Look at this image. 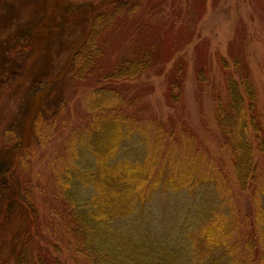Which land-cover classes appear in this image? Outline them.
<instances>
[{"label":"rangeland","instance_id":"rangeland-1","mask_svg":"<svg viewBox=\"0 0 264 264\" xmlns=\"http://www.w3.org/2000/svg\"><path fill=\"white\" fill-rule=\"evenodd\" d=\"M88 1L103 10L109 0L82 2ZM153 3L157 7L152 11L146 9L145 3L128 22L127 18L122 19L125 20L120 31L111 32L114 33L101 57V66L109 70L126 58L134 46L135 29L147 22L151 23L148 38L152 36L157 42L155 66L130 79L109 83L96 71L83 79L63 77V66L69 62L68 55L75 44L72 40H59L58 31L48 35L51 40L40 43L41 38L25 45L26 40L30 42L28 36L34 25L48 13L49 0H0V264H15L8 250L15 246L13 238L17 240L28 225L29 212L23 200L34 201L30 214L38 220L41 245L49 246V264L54 259L62 264H77L79 257L69 246L65 220L55 217L62 194L60 179L74 162L81 173L97 170L96 157L84 153L76 139L92 132L98 120H110L113 113L112 117L127 118L149 139L148 150L138 133L124 139L115 161H136L150 152L155 155V172L167 169L173 162L178 168L189 166L197 176L189 179H195L190 190L156 191L130 218L115 220L118 234L122 226L126 235L138 243L146 241L135 236L137 225L147 229V233L152 229L157 236L163 233L164 242H155L153 247L158 250L167 243L168 250L160 255L164 263L185 264L187 240L181 232L185 226L190 231L189 239L209 225L208 219L213 220L215 212L221 210L215 194L220 189V203L222 208L229 204L227 219L233 229L226 238L231 245L227 250L229 257L225 258L228 254L224 250L218 254L225 255L228 263L234 259L246 262L253 253L264 256L261 209L254 201L253 191L238 187L230 146L233 134L227 135V129L220 125L215 103L216 97L227 100V83L231 79L248 75L255 91L245 97L255 112L254 125L249 129L257 167L254 187H262L264 156L256 143L260 140L257 136L264 138V0ZM81 6L85 8L87 3ZM82 33L80 28L79 34ZM199 70L202 73L198 75ZM97 87L119 90L124 104L101 112L91 110V93ZM76 147L84 154L77 155ZM110 162L114 163L113 159ZM215 179L224 180L227 190L216 183L218 189L209 188L207 184ZM83 183V195L91 197L94 185L88 178ZM205 212L212 218L206 219ZM9 235L12 244L7 239ZM48 240H54L58 249ZM136 248L133 252L139 257L149 252ZM117 254L122 258V249Z\"/></svg>","mask_w":264,"mask_h":264},{"label":"trees","instance_id":"trees-1","mask_svg":"<svg viewBox=\"0 0 264 264\" xmlns=\"http://www.w3.org/2000/svg\"><path fill=\"white\" fill-rule=\"evenodd\" d=\"M82 1L49 0L48 13L34 25L31 34L28 36L30 42L26 40L25 45L34 44L32 41L41 38L40 43L45 39L49 40L48 35L57 31L59 32V40L65 42L72 40L75 44L74 49L69 52L67 60L69 62L63 66L62 73L63 77L69 79L75 77L83 79L96 71L99 72V77L105 79L106 82H120L134 77L135 74L145 73L155 66L154 58L157 54L154 56V47L155 44L157 46V42L152 36L150 40L148 38L147 30L151 29V23L148 22L140 24L137 28L134 27L136 28L135 38L132 40L134 46L126 58L109 70H105L104 65L101 66L103 63L101 57L109 48L110 36L114 32L120 31L124 26L123 21L127 18L128 22L132 13H135V10L141 8L145 3L148 10L151 9L152 11L156 8L157 4L153 3L154 0H109L103 10H99V5L94 1ZM83 3H87L85 8L81 6ZM123 18L125 19L122 20ZM80 28H82V34H79ZM112 31L114 32L111 34ZM200 73H202L201 70H199L198 75ZM250 81L248 75L247 78L231 79L227 83V100L223 101L222 98L216 97L215 103L217 104L220 125L225 130L227 129V135L233 134V137H230V146L232 156L235 158L233 167L238 187L242 191L248 189L253 191L254 201L258 209H261L260 217L264 220V183L262 187L259 185L255 189L257 167L253 155V141L249 134L250 126L254 125L255 112H252L251 109L252 102L248 103L247 98H245L249 93L255 92ZM121 95L119 90L97 87L91 93L90 109L100 110V112L104 111L106 107L115 109L124 104ZM113 115L114 113L109 116L110 120H104L105 123L98 120V123L93 125L92 132L84 133L76 139L80 147L82 146L83 149L81 148V150L84 153L87 151L86 153L96 157L95 170L96 168L97 170L90 172L91 174L81 173L77 163L74 162V166L72 164L62 174L60 179L62 194L58 197L55 217L59 216L65 220L64 228L68 230L69 246L74 250V254L79 257L77 264H122V258L123 264H165V260H162L163 257L160 255L164 250H168L167 243L158 250L155 249L154 244L155 242H164L165 237L162 232V235L159 232L157 236L152 229V232H148V234L147 229L144 231L137 225L135 236L139 240L144 239L146 241L137 243L132 236L126 235L122 226L120 227V234H118L117 228L114 229V222L115 220L120 222L125 220L124 218H130L151 200L156 191L168 192L173 190L180 192L190 190V183L195 179H189L193 176L197 178V176L195 177L196 171L194 172L193 169L185 165L178 168L171 162L167 169L165 167L159 172H155V155L150 152H147V155L139 156L136 161L122 158L115 161L124 139L131 138L138 133L143 140L145 149L149 146V139L142 132H139V129H135L134 124L128 122L127 118L119 119L116 115L112 117ZM258 139L260 140L256 143L257 147L264 156V138L257 136ZM75 152L77 155L81 153L77 147ZM77 158L78 156L75 157V159ZM110 159H113L114 163L110 162ZM87 178L95 188L91 197L83 195V185H86L83 182H86ZM215 180L214 187L216 183L225 191L227 190L224 180ZM199 185L201 184L199 183ZM216 189L218 188L216 187ZM211 193L212 196L215 194L219 196L217 199L220 204L221 190L218 189L215 194ZM87 199L90 200L88 203ZM33 202L26 203L23 200V204L29 212L28 225L24 231H21L17 240L13 238L12 241L15 246L9 249L11 253L8 250L9 255L13 256L15 264H49L46 257V254L50 253L49 246L47 244L45 247L41 245L40 233L37 230L38 220L30 214L34 205ZM30 206L31 208H29ZM226 207L228 208V206ZM226 207L216 211L213 220L208 219L209 225L198 232L200 240L196 235L188 239L190 231H187L184 226L181 234H183L184 240H187L184 242L188 255L185 264H264V256L260 257L256 253H253L250 259L243 263L236 259L228 263V260L225 259L230 255L227 250L231 246L229 242H226V238L233 229L230 230L232 223L227 219L229 210ZM205 214V218H212L210 214L206 212ZM259 225L263 226L264 222L261 221ZM13 233L16 235L18 232ZM14 235L13 237H15ZM11 238L10 235L7 236L12 244ZM37 238H39V242H37ZM8 240L4 241L5 247ZM254 241L253 235L250 240L251 244ZM49 244L54 249H58L54 240H51ZM136 247H140L141 250L145 248L149 252H144V256L141 258L133 252L137 249ZM121 249L122 258L121 255L118 256L117 254ZM219 250H224L228 255H219ZM2 251L1 246L0 252ZM52 263L62 264L57 259L52 260Z\"/></svg>","mask_w":264,"mask_h":264},{"label":"bare ground","instance_id":"bare-ground-1","mask_svg":"<svg viewBox=\"0 0 264 264\" xmlns=\"http://www.w3.org/2000/svg\"><path fill=\"white\" fill-rule=\"evenodd\" d=\"M213 183H214V182H211L210 184L208 183V184H207V185H208V187H209V188H214V186H213ZM202 185H203V184H202ZM200 187H201V186H200ZM206 187H207V186H206ZM215 188H216V186H215ZM193 189H195V188H193ZM193 189H191V191H193ZM191 191H189V192L192 194V192H191ZM194 193H195V191H193V194H194ZM89 201H90V200H89V199H87V203H88ZM87 203H86V204H87ZM221 205H222V204L220 203V204H219V206L222 208V206H221ZM228 206H229V204H228Z\"/></svg>","mask_w":264,"mask_h":264}]
</instances>
